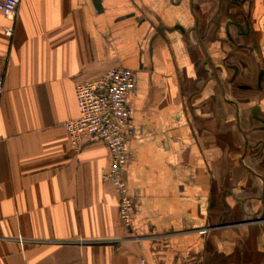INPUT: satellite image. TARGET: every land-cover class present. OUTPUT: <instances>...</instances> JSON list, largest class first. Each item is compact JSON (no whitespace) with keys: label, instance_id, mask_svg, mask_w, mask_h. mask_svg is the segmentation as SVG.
I'll return each mask as SVG.
<instances>
[{"label":"crops","instance_id":"obj_1","mask_svg":"<svg viewBox=\"0 0 264 264\" xmlns=\"http://www.w3.org/2000/svg\"><path fill=\"white\" fill-rule=\"evenodd\" d=\"M99 3L0 12V264H264V0ZM113 66L135 82L129 229L107 145L64 128Z\"/></svg>","mask_w":264,"mask_h":264},{"label":"built area","instance_id":"obj_2","mask_svg":"<svg viewBox=\"0 0 264 264\" xmlns=\"http://www.w3.org/2000/svg\"><path fill=\"white\" fill-rule=\"evenodd\" d=\"M21 0H0V12L13 20ZM4 34L11 36L13 28L5 26ZM2 75L0 73V91ZM135 89L133 71L123 66H113L99 76L78 82L75 99L78 115L64 123L69 141L74 149L97 140L104 142L110 153V165L101 171L119 197V218L123 227L132 223L133 205L123 173L126 153L125 143L132 133L133 123L127 98ZM141 264H147L143 259Z\"/></svg>","mask_w":264,"mask_h":264},{"label":"water","instance_id":"obj_3","mask_svg":"<svg viewBox=\"0 0 264 264\" xmlns=\"http://www.w3.org/2000/svg\"><path fill=\"white\" fill-rule=\"evenodd\" d=\"M94 3L96 8H100L99 0H94Z\"/></svg>","mask_w":264,"mask_h":264}]
</instances>
